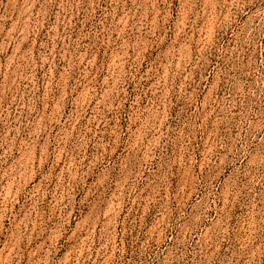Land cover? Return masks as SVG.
<instances>
[{
    "label": "rangeland",
    "instance_id": "rangeland-1",
    "mask_svg": "<svg viewBox=\"0 0 264 264\" xmlns=\"http://www.w3.org/2000/svg\"><path fill=\"white\" fill-rule=\"evenodd\" d=\"M0 264H264V0H0Z\"/></svg>",
    "mask_w": 264,
    "mask_h": 264
}]
</instances>
